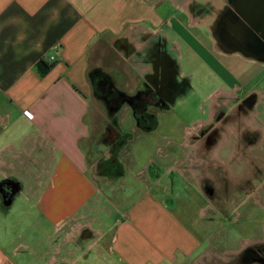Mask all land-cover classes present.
Segmentation results:
<instances>
[{
  "label": "crops",
  "instance_id": "crops-1",
  "mask_svg": "<svg viewBox=\"0 0 264 264\" xmlns=\"http://www.w3.org/2000/svg\"><path fill=\"white\" fill-rule=\"evenodd\" d=\"M235 2L238 0L233 4L231 0H0V179L13 176L21 182L11 206L0 211V264H27L14 257L19 256L20 248L38 255L35 246L46 221L52 225L48 236L59 234L98 200V184L88 171L82 141L89 135V72L96 66L91 59L103 47L122 56L126 43L141 39L149 46L164 41L175 50H182L184 44L218 76L224 61H244L245 66H252L245 71V81L235 83L227 93L220 90L221 94L243 86L245 97L259 95L256 105H264V55H252L238 45L242 36L230 14ZM57 42L61 47L54 51ZM192 42L214 64L204 60ZM52 54L53 66L41 75L38 63H51ZM214 98L219 104V97ZM256 112L262 116L264 111ZM219 149L213 148L212 160L220 161ZM185 155L184 167L177 165V181L190 180L208 196L201 183L204 175L198 176L197 167L202 164L198 151L188 150ZM164 156H170L172 163L155 169L151 177L156 184L164 181L163 190L168 193L175 180L170 175L176 155ZM172 204L149 185L113 222L108 254L121 264H176L190 258L197 264L206 250L199 252V234ZM13 214L23 223L29 219L35 232L30 241L11 246L8 218ZM60 245L54 246L58 252ZM59 261L54 255L47 263Z\"/></svg>",
  "mask_w": 264,
  "mask_h": 264
},
{
  "label": "rangeland",
  "instance_id": "rangeland-1",
  "mask_svg": "<svg viewBox=\"0 0 264 264\" xmlns=\"http://www.w3.org/2000/svg\"><path fill=\"white\" fill-rule=\"evenodd\" d=\"M182 45V50H171L176 55L174 81L183 83L185 91L170 105L132 104L135 94L155 88L157 83L150 47L143 39L126 43L122 56L103 47L91 59V65L96 66L89 72V135L82 147L88 171L98 184V200L84 210L86 215L66 225L59 234L48 236L52 225L46 221L35 246L38 255L20 248L14 259H23L27 264H51L47 261L55 255L60 260L57 264H121L108 254L113 222L149 185L160 197L172 200L173 210L199 234V252H206L198 257L197 264H230L234 253L244 245L264 241V112L256 115V111H264V105H256L259 95L245 97L243 86L235 89V94H221L235 83L242 84L245 71L252 66L223 59L224 67L218 76ZM192 45L196 52H202L204 60L214 64L198 44ZM120 91L125 93L124 101L119 98ZM145 99L154 97L148 95ZM140 115L151 121H144ZM189 128L192 132H188ZM216 146L220 147V161L211 159ZM188 150L198 151L202 163L197 167L198 176L204 175L202 187L205 181L213 184L212 197L203 195L190 180L183 179L181 184L177 181V169L187 163ZM164 153L176 155L175 170L170 175L175 180L169 184L168 193L163 190L164 181L156 184L151 177L155 169L172 163ZM123 192L129 196H121ZM120 199L124 202L119 203ZM11 216L7 236L11 246L30 241L35 232L30 220L23 223L18 214ZM73 230L74 234L68 235ZM59 242L58 252L54 246ZM195 261L190 258L176 264Z\"/></svg>",
  "mask_w": 264,
  "mask_h": 264
},
{
  "label": "flooded vegetation",
  "instance_id": "flooded-vegetation-1",
  "mask_svg": "<svg viewBox=\"0 0 264 264\" xmlns=\"http://www.w3.org/2000/svg\"><path fill=\"white\" fill-rule=\"evenodd\" d=\"M231 1V4H233L234 0ZM234 4L237 5L238 3L235 2ZM258 35L264 41V24L262 26V32H259ZM149 47L148 52L157 70V74L154 73L157 83L155 88L140 90L139 94H135L132 104L134 106H146V103H149L150 106L170 105L172 101L182 96L181 94L185 91L183 83L174 81V72L177 68L175 64L176 55L174 56L173 51L166 46V43L161 41L153 42ZM100 82V79L97 80L98 85ZM104 92H107V90H104ZM118 95L120 100H125V93H123V91H120ZM148 95L153 96L154 99L149 101L146 100L145 98ZM140 116H142L141 118H144L145 120H143L146 122L150 120L148 116ZM203 188L209 197L214 195L215 190L213 184L205 181ZM20 189L21 182L19 179L13 176L0 179V211L4 212L8 210L9 206H11L17 197ZM241 262L245 264H264V241L259 240V242L246 244L241 248L239 253H234L230 264H241Z\"/></svg>",
  "mask_w": 264,
  "mask_h": 264
},
{
  "label": "water",
  "instance_id": "water-1",
  "mask_svg": "<svg viewBox=\"0 0 264 264\" xmlns=\"http://www.w3.org/2000/svg\"><path fill=\"white\" fill-rule=\"evenodd\" d=\"M235 11L230 12L235 30L241 41L238 45L252 55H264V41L258 35L264 24V0H238Z\"/></svg>",
  "mask_w": 264,
  "mask_h": 264
},
{
  "label": "trees",
  "instance_id": "trees-1",
  "mask_svg": "<svg viewBox=\"0 0 264 264\" xmlns=\"http://www.w3.org/2000/svg\"><path fill=\"white\" fill-rule=\"evenodd\" d=\"M54 62H47L45 60H41L39 63H38V71L41 75L45 74L52 66H53Z\"/></svg>",
  "mask_w": 264,
  "mask_h": 264
},
{
  "label": "built area",
  "instance_id": "built-area-1",
  "mask_svg": "<svg viewBox=\"0 0 264 264\" xmlns=\"http://www.w3.org/2000/svg\"><path fill=\"white\" fill-rule=\"evenodd\" d=\"M60 47H61V44L57 42V43L53 44V46H52V50H54V51H58V50L60 49ZM49 60H50L51 62H53V61L55 60V55H53V54L50 55ZM25 114L28 115V116L31 115L28 111H25Z\"/></svg>",
  "mask_w": 264,
  "mask_h": 264
},
{
  "label": "bare ground",
  "instance_id": "bare-ground-1",
  "mask_svg": "<svg viewBox=\"0 0 264 264\" xmlns=\"http://www.w3.org/2000/svg\"><path fill=\"white\" fill-rule=\"evenodd\" d=\"M192 130H193V129L189 128V129H188V132H192Z\"/></svg>",
  "mask_w": 264,
  "mask_h": 264
}]
</instances>
